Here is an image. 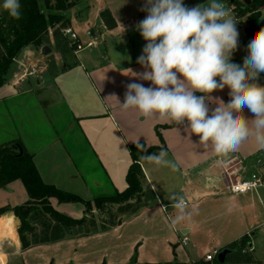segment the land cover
Wrapping results in <instances>:
<instances>
[{"label":"crops","instance_id":"0c3cea01","mask_svg":"<svg viewBox=\"0 0 264 264\" xmlns=\"http://www.w3.org/2000/svg\"><path fill=\"white\" fill-rule=\"evenodd\" d=\"M184 4L191 7L193 0H184ZM143 6L144 0H89L82 16L77 15L79 5L70 13L69 26L78 35L79 49H68L61 42V51L52 37L48 44L26 47L39 53L43 68L34 81L26 76L14 84L21 74L18 70L27 67L22 63L11 75L14 78L6 75L0 87V146L19 140L33 155L45 183L83 199L125 189L133 143L164 144L167 158L177 169L142 161L141 168L155 199L116 225L87 234H71L22 248L17 232L19 218L12 212L0 215V264H126L133 258L141 263L174 259L190 263L197 260L196 255L204 258L208 252L221 250L258 228L247 213L253 209L254 197L261 200L260 195L264 196V189L258 187L245 193L230 190L231 183L246 178V170L256 160L264 161V149L254 140L244 142L237 151L218 154L210 145L199 144V137L192 135L186 125L167 118H144L136 109L121 108L119 102L124 101L127 84L137 82L148 87L150 82L130 76L144 71L137 63L142 49L134 53L137 56L131 54L120 63L112 58L107 41L110 38L114 43L111 46L116 47L115 39L130 41L131 30L136 31L147 15L141 11ZM105 9L115 22L112 27L100 16ZM88 29L91 37L86 33ZM96 42L104 50L77 55ZM45 45L49 50L43 52ZM211 95L225 103L229 101L227 88ZM214 103L218 101H210L209 106L214 108ZM263 166L264 163L258 165L259 170ZM181 196L187 202L186 211L195 208L197 213L173 229L168 209ZM28 201L20 179L0 187V206ZM50 202L71 218L85 215L81 202H60L55 197ZM178 213L179 209L173 208L172 217ZM254 236L255 233L252 244ZM99 241L104 251L96 255L92 246Z\"/></svg>","mask_w":264,"mask_h":264},{"label":"clouds","instance_id":"9594fccd","mask_svg":"<svg viewBox=\"0 0 264 264\" xmlns=\"http://www.w3.org/2000/svg\"><path fill=\"white\" fill-rule=\"evenodd\" d=\"M8 15L21 18L20 0H3ZM147 13L136 28L145 46L137 63L144 69L132 72L127 84L124 110L136 109L144 118H167L186 125L198 143L211 146L218 154L234 152L248 140L264 149V28L255 32L247 45L242 65L232 61L239 46L238 22L222 0L188 7L184 0H144ZM229 90V101L214 98L216 91ZM210 101L215 107H210ZM146 154L140 159L155 166L177 165L168 152ZM170 199L173 201V197ZM179 213L170 218V227L197 213L181 196L171 205Z\"/></svg>","mask_w":264,"mask_h":264},{"label":"trees","instance_id":"16d2710c","mask_svg":"<svg viewBox=\"0 0 264 264\" xmlns=\"http://www.w3.org/2000/svg\"><path fill=\"white\" fill-rule=\"evenodd\" d=\"M82 0H20L21 18L15 20L6 11L0 14V87L6 82L8 69L17 55L26 47H39L50 43L52 37L61 51L64 47L73 49L71 43L63 34L62 29L70 24L72 8ZM86 0L77 11L82 16L88 7ZM235 5L237 16H245V34L252 38L254 33L262 27L257 25L261 15L264 0H226ZM100 16L108 27L115 25L107 9L100 12ZM67 40V41H66ZM264 85V79L258 81ZM162 143L163 139L160 136ZM142 144L147 153H159L162 146H146L143 142L130 145L132 162L126 173L127 186L113 195L97 196L92 199H83L81 196L57 188L53 184L45 183L36 168L33 155L28 153L19 140H14L0 146V187L6 183L20 179L29 195V201L21 205L0 206V215L12 212L19 218L17 232L21 247L26 248L39 243L60 240L71 234H87L97 228L116 225L128 210V216L138 212L155 199L154 192L149 187L145 174L141 168L140 157L146 153L137 144ZM55 197L60 202H81L84 205L85 215L74 219L57 211L50 202ZM130 209V210H129ZM96 215L100 222L95 221ZM38 222L42 225L39 232H35ZM244 234L239 240L228 244L225 248L230 251L223 262L217 256L212 261L203 258L193 262H180L176 259L169 262H138L130 260L126 264H250L252 255L246 250L252 243V235ZM222 250V249H221ZM219 250V251H221ZM253 251V249L251 250Z\"/></svg>","mask_w":264,"mask_h":264},{"label":"rangeland","instance_id":"374dc122","mask_svg":"<svg viewBox=\"0 0 264 264\" xmlns=\"http://www.w3.org/2000/svg\"><path fill=\"white\" fill-rule=\"evenodd\" d=\"M86 0H82L81 3L79 4V6L85 2ZM207 2V0H193V4L191 5V7H194L196 5L199 4H205ZM2 3L3 0H0V14L1 12L5 11L2 8ZM232 14V13H231ZM246 15L245 16H241L238 17L236 21L238 22L237 24V29L239 32V46L237 51L233 54L232 56V61L238 64L242 65L243 62V58L247 55V45L250 42L251 38H248L245 34L244 31V26L246 25ZM257 25L259 27L264 28V5L261 8V15L257 20ZM135 32L139 31H133L131 30L130 32V41L128 40H123V41H119L118 39H115L114 42H117V47L118 49H116V46H111L112 44L114 45V43L108 39L107 44L109 45L108 47V51L111 52L110 54L112 55V58L118 60L120 63H124L123 62V58L127 57V56H131V54H134L136 52L141 51V49H143V47L145 46V41L142 38V36H140L139 34L135 35ZM140 36V37H139ZM72 43V42H71ZM116 47V48H115ZM95 50H104V48L102 47L101 43H95L94 46H90V47H86L83 50L79 51L77 53L78 56H86L87 54L92 53ZM100 52V51H99ZM134 57L137 55H133ZM19 63H22L26 66L29 65H33V66H38L43 64L41 60H39V53L35 52V51H30L28 48H24L18 55L17 57L13 60V62L11 63L9 70L7 72V77L11 79L14 78V76H11L16 70H17V66ZM19 69V68H18ZM18 71H20V73L24 72L23 68H20ZM42 70H37L35 75H27L31 80L34 81L36 75L39 74V72ZM261 163H264V161H260L258 162L257 160L254 162V165L249 167L245 174H246V178H249L251 175V172H256L259 170L258 165H260ZM252 172V173H253ZM259 189H264V187H259ZM251 192V190H250ZM253 192V190H252ZM260 199L256 196L253 199V209L249 210V212L247 213L248 216H252L251 218L253 219V223L254 225H257L258 228H255V236H254V244L253 247L251 248H246V250L248 252H250V254L252 255V261L250 264H264V196L260 195ZM130 210V209H129ZM128 214V210L125 214L122 213L123 216H127ZM3 215V214H2ZM168 215L169 217L173 216V208H169L168 209ZM250 218V217H249ZM250 218V219H251ZM95 221L96 222H100L98 219V216L96 215L95 217ZM42 229V225L38 222L37 226L35 227V232H38ZM38 230V231H37ZM146 233V231H145ZM123 240L126 239V236L123 234ZM105 241V240H104ZM140 241V240H139ZM94 249V253L100 254L104 251V248L102 246V242L99 241L97 243H95L93 246ZM253 249V251H251ZM137 251H138V245L135 246V251L133 256L135 257L137 255ZM109 255H112V250H108ZM196 259L200 258L201 256H195Z\"/></svg>","mask_w":264,"mask_h":264},{"label":"built area","instance_id":"2783aa9c","mask_svg":"<svg viewBox=\"0 0 264 264\" xmlns=\"http://www.w3.org/2000/svg\"><path fill=\"white\" fill-rule=\"evenodd\" d=\"M227 6V8L232 13V16L237 19V11L235 9V5L233 3H229L226 0H222ZM87 35L91 37L92 31L90 29L87 30ZM62 34L67 37L73 44L75 49H79L81 47V43L79 42V38L77 33L70 27H64L62 29ZM93 42L90 41L88 44L91 45ZM42 65L33 66L29 65L24 69V72L19 74L17 78L15 79L14 84H18L20 81H23L27 75H34L36 74L37 70L42 69ZM260 186H264V175L260 172V170L253 172L249 178L240 179L238 181H235L231 183L230 190L233 193H245L250 190H254ZM187 203V202H186ZM252 244V243H251ZM253 246V244H252ZM251 246V248H252ZM220 251L215 249L204 256L205 261H212L214 257L219 253Z\"/></svg>","mask_w":264,"mask_h":264},{"label":"water","instance_id":"95a60500","mask_svg":"<svg viewBox=\"0 0 264 264\" xmlns=\"http://www.w3.org/2000/svg\"><path fill=\"white\" fill-rule=\"evenodd\" d=\"M247 2H249V0H246ZM49 50L48 46H43L42 47V51L45 52ZM260 172L264 175V166L260 168ZM17 223H19V220H17ZM120 223V222H119ZM250 246H252V244H250ZM230 251L229 248H223L219 253H218V260L223 262L225 260L226 254ZM134 260V258L132 259Z\"/></svg>","mask_w":264,"mask_h":264}]
</instances>
